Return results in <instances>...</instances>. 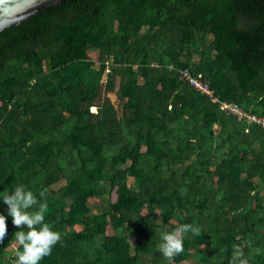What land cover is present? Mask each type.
<instances>
[{"label": "trees", "instance_id": "obj_1", "mask_svg": "<svg viewBox=\"0 0 264 264\" xmlns=\"http://www.w3.org/2000/svg\"><path fill=\"white\" fill-rule=\"evenodd\" d=\"M183 69L264 115V0H62L0 32V191H45L62 239L40 264H169L183 223L175 264H264V130Z\"/></svg>", "mask_w": 264, "mask_h": 264}, {"label": "clouds", "instance_id": "obj_2", "mask_svg": "<svg viewBox=\"0 0 264 264\" xmlns=\"http://www.w3.org/2000/svg\"><path fill=\"white\" fill-rule=\"evenodd\" d=\"M44 197L45 191L37 195L23 184L0 191V203L7 206L6 215L0 212V243L7 235V222L11 217L12 225L19 229L14 233L20 246L15 253L16 264H40L62 239L61 233L45 221L48 204ZM199 231L190 223L179 224L172 231H161L157 250L165 259L172 260L183 252L185 237L188 234L198 235ZM232 264H248L243 251L236 245L232 249Z\"/></svg>", "mask_w": 264, "mask_h": 264}, {"label": "water", "instance_id": "obj_3", "mask_svg": "<svg viewBox=\"0 0 264 264\" xmlns=\"http://www.w3.org/2000/svg\"><path fill=\"white\" fill-rule=\"evenodd\" d=\"M62 0H0V32L18 25L34 14L60 3Z\"/></svg>", "mask_w": 264, "mask_h": 264}, {"label": "built area", "instance_id": "obj_4", "mask_svg": "<svg viewBox=\"0 0 264 264\" xmlns=\"http://www.w3.org/2000/svg\"><path fill=\"white\" fill-rule=\"evenodd\" d=\"M183 77L189 81V83L197 89L199 92L207 96L212 103L219 104L220 109L228 115L236 116L240 121L246 123L256 124L264 130V115L247 113L242 107L234 102L222 101L219 97L215 96L210 88L209 83L204 82L202 79L194 76L190 70L183 69Z\"/></svg>", "mask_w": 264, "mask_h": 264}, {"label": "rangeland", "instance_id": "obj_5", "mask_svg": "<svg viewBox=\"0 0 264 264\" xmlns=\"http://www.w3.org/2000/svg\"><path fill=\"white\" fill-rule=\"evenodd\" d=\"M91 56L96 57L97 54H96V53H91ZM109 97L111 98V100H112V102L115 104V106L119 108V106H120V101L118 100L116 94H114V93H110V94H109ZM216 129H217V127H216ZM132 182H133V180L130 179V183H132ZM61 185H63V182L58 183V184L56 185V187H60ZM98 207H99V206L94 207V203L92 204V208H93V210H95L94 208H97L96 210H100V208H98ZM96 210H95V211H96ZM121 234H127V235H129L128 233H125V232H122V231H121ZM129 236H130V235H129ZM16 246H17V243H15V244L9 249L8 258H9L11 255L14 254V250H15ZM12 262H13V264L16 263L15 261H12ZM169 264H175V263L172 262L171 260H169ZM191 264H199V263L196 262V263H191Z\"/></svg>", "mask_w": 264, "mask_h": 264}]
</instances>
